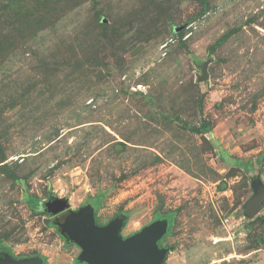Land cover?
Listing matches in <instances>:
<instances>
[{
  "label": "rangeland",
  "instance_id": "374dc122",
  "mask_svg": "<svg viewBox=\"0 0 264 264\" xmlns=\"http://www.w3.org/2000/svg\"><path fill=\"white\" fill-rule=\"evenodd\" d=\"M263 188L264 0H0V252L86 264L57 199L167 217L162 264H264Z\"/></svg>",
  "mask_w": 264,
  "mask_h": 264
},
{
  "label": "water",
  "instance_id": "95a60500",
  "mask_svg": "<svg viewBox=\"0 0 264 264\" xmlns=\"http://www.w3.org/2000/svg\"><path fill=\"white\" fill-rule=\"evenodd\" d=\"M264 188L246 203L244 213L256 216L263 208ZM52 214L68 210L63 221L59 222L62 233L81 247L78 257L86 264H162L169 248L160 245L169 229L167 217L158 218L138 232L127 237L121 234L125 217L118 216L106 224L96 220V210L85 204L78 210H69L66 200L54 199L45 203ZM0 264H44L42 256L17 259L10 253L0 256Z\"/></svg>",
  "mask_w": 264,
  "mask_h": 264
},
{
  "label": "trees",
  "instance_id": "16d2710c",
  "mask_svg": "<svg viewBox=\"0 0 264 264\" xmlns=\"http://www.w3.org/2000/svg\"><path fill=\"white\" fill-rule=\"evenodd\" d=\"M34 206L37 207L38 209H43L45 210L46 212H48V210L46 209V205L45 203H41V202H38V201H34ZM67 214V213H66ZM66 214H63L62 216V221L64 220ZM162 240V239H161ZM71 241V240H70ZM73 242V241H71ZM161 242V241H160ZM5 253V251H1L0 252V255H3Z\"/></svg>",
  "mask_w": 264,
  "mask_h": 264
},
{
  "label": "flooded vegetation",
  "instance_id": "af4514ba",
  "mask_svg": "<svg viewBox=\"0 0 264 264\" xmlns=\"http://www.w3.org/2000/svg\"><path fill=\"white\" fill-rule=\"evenodd\" d=\"M67 212H68V211L65 210V211H62V212H60V213H58V214H55V215H58V216H59V219L62 220V216H63V214H66Z\"/></svg>",
  "mask_w": 264,
  "mask_h": 264
}]
</instances>
